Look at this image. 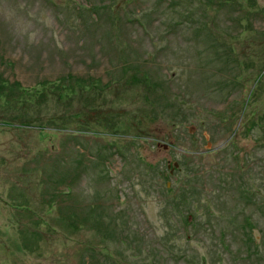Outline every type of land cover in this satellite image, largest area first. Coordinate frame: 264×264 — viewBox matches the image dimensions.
<instances>
[{
  "label": "rangeland",
  "instance_id": "rangeland-1",
  "mask_svg": "<svg viewBox=\"0 0 264 264\" xmlns=\"http://www.w3.org/2000/svg\"><path fill=\"white\" fill-rule=\"evenodd\" d=\"M0 264H264V0H0Z\"/></svg>",
  "mask_w": 264,
  "mask_h": 264
},
{
  "label": "trees",
  "instance_id": "trees-1",
  "mask_svg": "<svg viewBox=\"0 0 264 264\" xmlns=\"http://www.w3.org/2000/svg\"><path fill=\"white\" fill-rule=\"evenodd\" d=\"M198 171L199 170H196V171L192 172L193 173L192 175L190 174V177H194L195 176L194 179L193 178L189 179V182H188V180H186L187 181V185H186V187H183V189H182L183 192L181 193L183 198H188V196L190 197V196L195 194V191H196L197 187L196 186H192V185H194L195 182L200 181V179L199 180H195V178H197L200 175L199 173H197ZM186 181H185V183H186Z\"/></svg>",
  "mask_w": 264,
  "mask_h": 264
}]
</instances>
